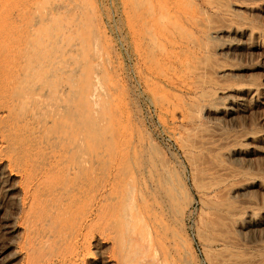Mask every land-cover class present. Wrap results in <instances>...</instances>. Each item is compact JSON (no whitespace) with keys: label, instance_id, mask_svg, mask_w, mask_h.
I'll use <instances>...</instances> for the list:
<instances>
[{"label":"rangeland","instance_id":"obj_1","mask_svg":"<svg viewBox=\"0 0 264 264\" xmlns=\"http://www.w3.org/2000/svg\"><path fill=\"white\" fill-rule=\"evenodd\" d=\"M77 6L80 103L91 99L95 151L129 155L122 171L145 185L171 181L176 263L264 264V0ZM4 223L0 264H22L20 231Z\"/></svg>","mask_w":264,"mask_h":264},{"label":"bare ground","instance_id":"obj_2","mask_svg":"<svg viewBox=\"0 0 264 264\" xmlns=\"http://www.w3.org/2000/svg\"><path fill=\"white\" fill-rule=\"evenodd\" d=\"M77 8L0 0V190L13 222L0 218L20 231L22 264H177L171 181L145 185L139 171H122L129 155L95 151L91 99L80 103ZM96 239L99 253L89 251Z\"/></svg>","mask_w":264,"mask_h":264}]
</instances>
